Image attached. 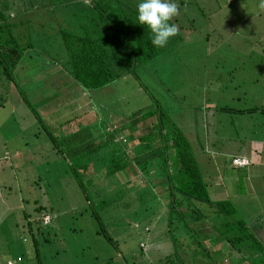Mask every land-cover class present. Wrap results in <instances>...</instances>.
Segmentation results:
<instances>
[{"label": "rangeland", "instance_id": "1", "mask_svg": "<svg viewBox=\"0 0 264 264\" xmlns=\"http://www.w3.org/2000/svg\"><path fill=\"white\" fill-rule=\"evenodd\" d=\"M17 1L14 3L16 9L22 10ZM133 2L137 0H120L119 4L129 9ZM176 3L178 14L172 23L177 26V34L159 52L156 61L136 68L149 92L132 74L122 75L112 86V91H102L99 103H95L105 106L108 102V109L103 111L98 105L96 109L91 106L92 112H83L85 122L82 126L79 129L73 127L71 136L78 132L80 135H77L86 139L79 144L77 139L68 140L72 144L67 146L64 131L59 128L55 132L73 157L83 158L81 165L88 166L87 156H96L97 152L106 150L102 146L87 156L78 153V148H84L92 141L85 132L96 118L105 113L116 115L121 112L122 119L126 118L129 123L135 119L132 113L139 106L144 111L143 118H147L149 130L145 133H148L152 131L150 120L154 117H150L144 107L151 105V101L155 106V98L161 99L163 106V102H167L168 118L176 120L193 146L209 196L214 200H231L237 207L236 217L245 218L264 243V15L259 14L258 0L233 3L227 0H176ZM58 10L48 11L44 7L37 15L33 13L35 10L26 12L23 9L14 18L18 23L14 33L22 36L19 43L37 44L33 50L36 56L24 55L15 71L14 76L22 85L20 90L15 80H8L0 73V264L15 260L19 254L24 255L21 264H142L143 250L139 244L143 239L146 242L144 254L150 257L143 264L175 249L178 264H234L233 260L236 264L262 262L264 253L256 246L246 243L241 253H233L235 249L229 252L228 246L218 249L225 240L210 244V240L221 233L222 236L242 233L238 224L227 228L222 223L223 218L210 211L201 223H191V216L184 212L185 220L197 230L196 233L185 232L186 226H180L183 222L179 213L165 205V198L172 199L167 190L171 182L168 165L162 161L165 158L148 151L150 155L144 148L135 146L136 139L126 142L125 138L124 143L129 151L137 147L141 156L116 157L111 161L107 156L97 161L100 169L94 166L95 170L89 175L82 172L77 177L64 171L60 148L65 147H55L60 142L53 141L54 145L46 131L52 125L58 127L65 118L80 114L75 102L80 95L63 89L60 93L65 98L63 105L57 104L55 108L62 82L59 72L54 73L52 66L57 67L66 55L61 28L80 33L72 29L74 25L67 23L71 20L69 10L65 9V13ZM29 19L33 20L39 34H31L33 30L28 23H19ZM67 37V41L73 40ZM222 41L220 47L216 45ZM37 85L41 86L40 91L35 89ZM35 90V95H39L35 108L40 112L41 122L23 99L24 96L31 98ZM94 94L97 99V92ZM85 99L80 106L89 105ZM66 101H73V105L66 106ZM201 101H207L209 105L215 102L219 107H260V110L255 113L220 111L213 107L209 110L207 103L203 105ZM203 122L209 123L207 140L205 135L193 131ZM156 144L159 141L151 144L152 150ZM236 153L241 155L235 156ZM234 157L245 158L244 164L250 165L233 166L231 159ZM137 159L145 161L141 163ZM120 164L124 168L112 172ZM142 165L147 168L144 172ZM106 166L110 167L111 175ZM172 179L175 182V177ZM173 194L178 200L181 198L180 193ZM188 203L184 200L183 208H195V204ZM196 203L198 214L206 215L208 205ZM39 205L45 206L48 212H38ZM26 214L30 215L27 220L33 223L38 256L32 234L25 228ZM173 214L177 216L174 223L170 222ZM208 224L219 225L218 233L212 235L213 229ZM103 227L116 243L110 242L103 232L98 233ZM38 228L42 230L38 232Z\"/></svg>", "mask_w": 264, "mask_h": 264}, {"label": "trees", "instance_id": "2", "mask_svg": "<svg viewBox=\"0 0 264 264\" xmlns=\"http://www.w3.org/2000/svg\"><path fill=\"white\" fill-rule=\"evenodd\" d=\"M22 8L24 11H33V13H37L39 15L40 10L44 7L48 9L58 10L60 13H65V9L69 10L70 16V25L73 30H78L80 34H74L71 30H64L61 28L60 32L64 38V50H65V57H63V61L57 62V67L52 66L54 73L59 72L60 80L62 82V88L57 91L58 100L54 102L55 108L58 105H63V97L60 93L64 91H76V95H80L75 102L81 105V101L84 98L86 102L89 101V105L84 109H80V116L77 114H73L70 117L65 118L64 121H61L56 125H52L50 128H47L46 135L52 142L54 141L56 144L60 140H58L59 135L55 132L57 129H62L65 134L64 138L66 137L67 146L71 145L68 140H75L77 139L78 144L82 141V139H86V137H80L79 135H72L73 127L80 128L81 123H84V116L83 112H88V107L96 106L95 104L97 101L99 103V97L102 95V91L106 89L112 91V86L115 85L118 79L122 77V75L132 74L138 82L141 83L142 87L145 88L148 92L149 90L145 87L139 75L137 73L136 68L149 62V61H156V57L158 56L159 52L163 48H154L150 44V35L149 33L140 25L134 24L135 20V2L129 7L120 5V0H19ZM113 1V2H112ZM18 2L17 0H0V73L5 74L8 80H15L17 88L20 90L22 87L21 84H18L19 81L16 79L14 75L15 71L20 64L24 55L29 57L36 56V53L33 51L35 50L34 47L37 44L32 42H28L27 46L21 45L19 41H21V35H15L14 28L18 26L16 22H14V18L21 13L22 10L16 9V5L14 3ZM71 8V9H70ZM39 11V12H38ZM71 15H74L73 17ZM66 18V17H65ZM28 23L30 25L31 34H39V30L36 29L37 26L33 23V20H23L19 23ZM66 22V21H65ZM66 23V24H67ZM64 27V26H63ZM7 31V33H6ZM73 38L71 42L67 41L68 37ZM38 39H36L37 41ZM51 45V44H50ZM59 61V60H58ZM55 64V63H54ZM41 86L35 87L37 91ZM33 90V89H32ZM35 90L32 93V99L29 96H24L23 99L27 105L32 109L34 116L41 122L42 118L40 116V112L36 110V100L39 98V95H35L37 92ZM94 92H97L98 98L95 99ZM44 93V92H42ZM61 95V96H59ZM181 97V96H180ZM155 98V97H154ZM47 100V99H46ZM170 101V100H169ZM47 102V101H46ZM66 106L71 104L73 105V101H66ZM151 105H149V109L146 111L148 112L150 117H154V119L150 120V126L153 125L154 129L139 136L138 140L135 143V146L144 148V151L151 153L162 154L165 159L162 161H166L168 165V177L170 179V185L168 186V191L170 195H172V199L168 201V198H165V205L170 210L173 209L176 213H179V218L182 220V227H185V232L196 233L197 230L190 225L185 220V214L191 216V223H198L200 220L205 219L204 216H209V211L214 213L216 216L220 217L227 228H233L237 224L242 227V233L236 234V236L224 235L222 236L221 233L218 237L214 236L212 240H210V244L216 245L220 241L222 242L218 249L223 247H229V252L231 249L233 253H241L242 246L246 243L252 247H258L259 251L264 253V243L261 241L257 230L253 231V227L249 226V223L245 218H237V207L232 203L229 199H212L209 194L207 193V184L204 180L202 175V171L200 170V166L198 160L194 154L193 146L191 145L189 138L185 135L184 131L182 130L181 126L178 125L176 120H170L168 118V114L170 113L169 104L167 102H163L164 106L161 104V99L155 98V106L153 101H151ZM108 103V102H107ZM106 103V104H107ZM58 104V105H57ZM65 104V103H64ZM98 105L99 108L103 111L107 110L110 105ZM75 106V105H74ZM98 108V107H97ZM220 111H231V112H238V113H255L260 110V107H250V108H231L228 106H221L216 107ZM143 109L139 108L134 112V122L126 123L125 125L121 124V128H126L130 130L131 126H135L136 116L138 118L141 117L139 111ZM264 113V109H262ZM125 113V112H124ZM121 112H117L116 115L112 113V115L108 116L105 113L102 117L96 118L97 120L85 132V135H90L92 133L93 142L85 146L84 148H78L79 154L90 155L94 149L106 147V150L103 152H97L96 156H87L89 158V164L81 165V161L83 158L73 157L71 152H69L66 147L64 146L63 142L61 141L55 147L60 148L64 146L65 148L62 149L63 155V167L64 171L68 174H73L74 176L82 175V172H85V175H89L93 173L94 166L97 165V161L101 159H105V157L109 156V161L114 158H124L129 155L132 156H141L142 154L136 148L134 150L131 148H127V143H124L123 138H118V135L121 134L119 132V128L114 125L117 118H120ZM138 114V115H137ZM144 111H142V118ZM147 115V113H146ZM87 117V116H86ZM88 120H91V117H87ZM168 118V122L165 121ZM144 121L147 118H143ZM172 121V122H171ZM120 124L118 121H116ZM147 124V122H146ZM115 126L114 128L109 127ZM148 125V124H147ZM120 126V125H119ZM48 127V126H46ZM107 127L109 130L107 131ZM52 128V129H51ZM148 131V130H147ZM95 132V134H94ZM133 131L131 135H127V139L132 140L134 139ZM83 135V136H85ZM75 137V138H74ZM160 139V140H159ZM160 141V144H156L154 150L151 149V144H155L157 141ZM53 142V144H54ZM55 145V144H54ZM141 145V146H140ZM161 151V152H160ZM146 152V153H147ZM149 153V152H148ZM151 153H149L151 155ZM78 155V154H77ZM171 157V158H170ZM76 158V159H75ZM132 158V157H131ZM171 159V162H170ZM141 163H144L145 160L137 159ZM232 162V159H231ZM95 164V165H94ZM233 164V162H232ZM250 165L249 163L244 165H233L238 168H244L245 166ZM143 166V165H142ZM141 170L144 172L147 170L146 167L143 166ZM124 168V166H120L115 168L114 171L116 172ZM139 168V167H138ZM110 167L106 170L108 175ZM86 170V171H85ZM140 171V168H139ZM139 172L141 175L143 172ZM111 172V173H112ZM175 177V182L173 179ZM167 190L165 194L167 193ZM174 192H178L181 195V200L174 197ZM188 197V198H184ZM184 200H187L189 205L191 203L195 204V208L191 209L190 206L185 209L183 208ZM197 202H205L208 206V211L206 215L198 214V205ZM38 203V202H37ZM36 210L46 211L45 206L39 205ZM180 210V212H179ZM183 211V213H182ZM185 212V214H184ZM50 214V213H48ZM211 215V214H210ZM30 215L26 214V230L32 234L31 237L33 238V245L34 251L36 255H39V247L38 242L35 239L33 223L29 219ZM101 219L99 216L97 217ZM177 216L173 217L170 222L174 223ZM201 223V222H200ZM206 223V222H205ZM50 224V223H49ZM101 224V222H100ZM207 224V223H206ZM236 224V225H235ZM210 229L212 235L218 233V229L220 228L219 225H211ZM42 229L38 228V232ZM103 232V235L113 243H116L114 238L106 232L103 228L98 230V233ZM227 234V233H226ZM26 240V237L23 238ZM174 242V240H173ZM141 250V262H145L148 260L149 254H144L146 247V242L141 240L139 244ZM240 246V249H239ZM247 248V246L245 247ZM237 249V250H236ZM247 250V249H246ZM177 250L172 251L157 260L151 261L149 264H178L175 260ZM144 256V257H143ZM144 259V260H142ZM242 261V260H241ZM258 264H264V258ZM24 262V255L19 254L16 256L15 260L9 259L7 264H21ZM234 264V260L232 261ZM122 264V263H121ZM129 264V262L127 263Z\"/></svg>", "mask_w": 264, "mask_h": 264}, {"label": "clouds", "instance_id": "3", "mask_svg": "<svg viewBox=\"0 0 264 264\" xmlns=\"http://www.w3.org/2000/svg\"><path fill=\"white\" fill-rule=\"evenodd\" d=\"M258 8L264 11V0H258ZM177 14L176 0H137L133 23L149 33L154 48H163L177 34V26L172 23Z\"/></svg>", "mask_w": 264, "mask_h": 264}, {"label": "crops", "instance_id": "4", "mask_svg": "<svg viewBox=\"0 0 264 264\" xmlns=\"http://www.w3.org/2000/svg\"><path fill=\"white\" fill-rule=\"evenodd\" d=\"M225 1V0H224ZM227 1H229V2H232L233 3V1H237V0H227ZM259 14H260V16H262V14L264 15V11H260L259 12ZM224 41H222L221 43H217L216 45H219V47H220V44H222ZM204 88H205V86H203ZM76 96V95H75ZM203 101V100H202ZM201 101V104L203 103ZM205 103H207V107H208V109L210 110V109H212V107L214 108V109H216V107H219V104L217 103H215V102H213L211 105H209L208 104V102L207 101H205L204 103H203V105L205 104ZM79 105V104H78ZM84 108H85V106H83ZM82 106H80L79 105V110L80 109H82L83 108ZM100 107V106H99ZM95 108V106H93V109ZM101 108V107H100ZM141 109L142 107H137V109L136 110H138V109ZM144 109H149V106H146V107H144ZM88 110H89V112L91 111L92 112V109H90V107H88ZM218 110V109H217ZM143 111V110H142ZM142 111L140 110L139 111V113H140V115H141V117L140 118H138V116H136L137 118H136V121H135V126H131L130 127V130L129 129H126V128H121V124L122 125H125L126 124V118H125V120L124 119H122L123 117L122 116H120V118H117V120L116 121H118L120 124H118L116 121H115V126H116V128H117V126H118V130H119V132L121 133V134H119L118 136H124V141H126V139H125V137H127V135H131L132 134V131L134 132L133 133V136H134V139H136V140H138V138H139V136L142 134H144V132L145 131H147V130H149V126H147V124H146V122L144 121V119L142 118ZM212 111V110H211ZM111 116L112 115V112L111 113H109L108 114V116ZM121 115H123V113L121 114ZM132 115H134V112L132 113ZM138 115V114H137ZM191 115V114H190ZM189 115V116H190ZM186 116H188V115H186ZM193 116V115H192ZM205 118V117H204ZM172 120V119H171ZM187 120V119H186ZM131 122H134V120H130ZM95 122H93L92 124H90V126L91 125H93ZM202 126H198V127H194L193 128V131H195V133L197 134V135H205V137H206V140H207V135H208V133H207V129H208V126H209V123H205V122H203V123H200ZM214 123H212V124H210V125H213ZM120 125V126H119ZM182 125V124H181ZM115 126H110L109 125V127H111V128H114ZM109 127H107V131L109 130ZM202 127V128H201ZM90 129V128H89ZM154 129V127H153V125H151V130H153ZM197 129L199 130V131H197ZM205 130V131H204ZM124 133H126V134H124ZM193 133V132H192ZM207 134V135H206ZM90 136H91V138H92V141L90 142V143H92L93 142V137H92V134H90ZM160 140V139H159ZM158 140V141H159ZM129 141V139H127V141L126 142H128ZM89 143V144H90ZM159 144H160V141H159ZM239 155H241V154H235V156H239Z\"/></svg>", "mask_w": 264, "mask_h": 264}, {"label": "built area", "instance_id": "5", "mask_svg": "<svg viewBox=\"0 0 264 264\" xmlns=\"http://www.w3.org/2000/svg\"><path fill=\"white\" fill-rule=\"evenodd\" d=\"M244 160L246 161L245 158L244 159H240L239 157H234L233 160H232V162L235 165H244V163H245Z\"/></svg>", "mask_w": 264, "mask_h": 264}]
</instances>
